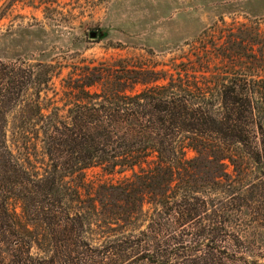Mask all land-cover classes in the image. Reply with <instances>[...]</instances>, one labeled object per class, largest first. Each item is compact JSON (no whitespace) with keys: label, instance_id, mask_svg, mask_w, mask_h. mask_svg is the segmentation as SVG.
Wrapping results in <instances>:
<instances>
[{"label":"rangeland","instance_id":"obj_1","mask_svg":"<svg viewBox=\"0 0 264 264\" xmlns=\"http://www.w3.org/2000/svg\"><path fill=\"white\" fill-rule=\"evenodd\" d=\"M0 62L32 66L33 81L7 114L6 144L39 178L53 164L45 129L73 122V110L91 106L95 93L134 95L165 86L173 92L169 100L208 105L249 133L248 142L220 145L228 152L187 147L182 158L189 166L173 173L97 165L65 176L53 229L10 199L21 222L14 230L16 223L0 220V264H65L67 256L70 264H94L129 239L153 235L151 219L165 224L160 237H173L198 233L205 214L221 208L231 222L220 236L232 238L221 246L236 251L234 237L248 235V254L264 262V0H0ZM156 161L152 153L143 167ZM185 200L199 213L191 224L179 225L172 211L159 220L163 203ZM200 240L191 246L209 250ZM146 245L154 249L152 239ZM115 258L104 260L132 263Z\"/></svg>","mask_w":264,"mask_h":264},{"label":"trees","instance_id":"obj_2","mask_svg":"<svg viewBox=\"0 0 264 264\" xmlns=\"http://www.w3.org/2000/svg\"><path fill=\"white\" fill-rule=\"evenodd\" d=\"M33 77L32 66H9L0 62V220L5 226L10 222L16 223L14 230H19L21 221L18 213L10 208V199L13 198L20 201L22 210L28 217L37 215L40 221H47L52 225V229L56 227L60 218L57 215L59 211L55 208L62 203L59 181L65 176L97 165L113 171L138 166L147 175L163 171L173 173L175 168L187 169L189 166V161L182 158L187 147L201 154L206 150L217 152L219 149L221 152H228L227 146L230 144L249 141L247 128L224 121L208 105L200 107V102H190L186 97H170L169 100L167 95L173 92L165 86L134 95L95 93L90 97L97 99V103L73 110V122H67L63 127L45 129L47 155L53 164L49 173L39 178L12 157L6 144L7 114L22 98ZM234 91L235 89L230 93ZM153 93L157 94L154 96ZM101 98L103 100L98 103ZM234 101L236 103L237 99L233 98ZM233 107L227 108L230 119ZM241 116H244V112ZM181 137L187 138V142L180 144ZM220 145H227V148ZM152 153L157 155L156 165L146 171L143 164ZM197 200L201 202L199 205H207L204 199ZM163 204L166 209L161 212L159 220L172 211L177 215V223L182 226L191 224L198 213L197 208L191 207L193 204L188 200L175 207L169 206L170 202ZM212 210V213L205 214L208 221L202 223L198 233L184 230L173 237H160L165 224L157 222L155 218L151 219L148 229L153 235L138 240L129 239L124 245L126 247L102 256L103 261L97 260L94 264H109L104 259L112 256L117 257L113 259L116 263L124 256L125 259L132 260L130 264H264L261 258L248 254V235L234 237V248H238L236 251L229 252L226 245L221 246L227 239L228 242L232 241L228 235L220 236L227 223L231 222V215H225L222 208ZM225 210L228 211V208ZM198 215L199 213L197 217ZM10 227L14 228L13 225ZM142 233L146 234V231ZM201 238L206 243L200 242V245L209 246V250L201 251L191 246L193 242L199 245ZM149 239L153 240L154 249L146 247ZM67 258L68 262L64 263L70 264L71 260L68 256Z\"/></svg>","mask_w":264,"mask_h":264},{"label":"water","instance_id":"obj_3","mask_svg":"<svg viewBox=\"0 0 264 264\" xmlns=\"http://www.w3.org/2000/svg\"><path fill=\"white\" fill-rule=\"evenodd\" d=\"M100 33H101V35H102L104 32L101 31ZM97 35H98V31H92V32H91V36H92V37H97Z\"/></svg>","mask_w":264,"mask_h":264}]
</instances>
